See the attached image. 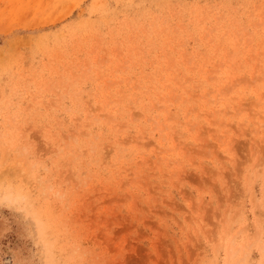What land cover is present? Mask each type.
<instances>
[{
	"label": "rangeland",
	"instance_id": "rangeland-1",
	"mask_svg": "<svg viewBox=\"0 0 264 264\" xmlns=\"http://www.w3.org/2000/svg\"><path fill=\"white\" fill-rule=\"evenodd\" d=\"M0 264H264V0H0Z\"/></svg>",
	"mask_w": 264,
	"mask_h": 264
}]
</instances>
